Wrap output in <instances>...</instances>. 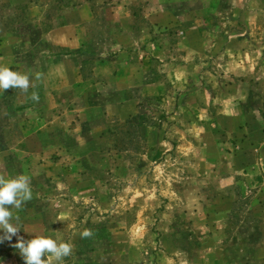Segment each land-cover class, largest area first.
<instances>
[{
  "label": "rangeland",
  "instance_id": "1",
  "mask_svg": "<svg viewBox=\"0 0 264 264\" xmlns=\"http://www.w3.org/2000/svg\"><path fill=\"white\" fill-rule=\"evenodd\" d=\"M62 18L68 84L45 70ZM0 42L29 78L0 90V177L30 178L19 236L71 243L51 264H264V0H0Z\"/></svg>",
  "mask_w": 264,
  "mask_h": 264
},
{
  "label": "clouds",
  "instance_id": "2",
  "mask_svg": "<svg viewBox=\"0 0 264 264\" xmlns=\"http://www.w3.org/2000/svg\"><path fill=\"white\" fill-rule=\"evenodd\" d=\"M20 88L27 91L29 78L18 71H13L7 66H0V90L8 88ZM32 199L30 178L27 175H18L14 178L5 179L0 177V231L4 238L11 240L16 236L15 247L20 249L24 264H45L47 257L49 264L54 259L62 262L63 258L72 254V245L69 242H57L50 236H36L25 239L19 236V228L12 223L13 214L11 207L19 209L25 202ZM18 221L19 217H15ZM91 235L89 230H84L81 237ZM3 238H0L2 241Z\"/></svg>",
  "mask_w": 264,
  "mask_h": 264
},
{
  "label": "crops",
  "instance_id": "3",
  "mask_svg": "<svg viewBox=\"0 0 264 264\" xmlns=\"http://www.w3.org/2000/svg\"><path fill=\"white\" fill-rule=\"evenodd\" d=\"M162 17V16H161ZM63 19V18H62ZM64 20V19H63ZM156 22V21H155ZM161 22V18L159 19L158 23ZM70 21L68 20H64L63 23L60 24H55L52 25L50 28H48L47 30H45L43 32V36L45 38V40H47V43H49L50 45L53 43H57V44H62L65 47H61L60 49H58V53L59 54H53L51 53V55H49L47 58L49 59V66L45 67L46 70V74H52V72L54 73V62L59 61L60 62V66H61V71H62V75H63V82L65 84H68V82L70 80H74V81H79L80 79H82L80 77V79H78V74L77 76H75L74 74V67H72V62H74L73 60L75 59V57H78L81 55L83 49V40H81V35H80V31H72L70 26ZM160 25V24H159ZM79 30V29H78ZM13 32V31H12ZM187 34V39L190 42H195L198 37L197 35H195L196 33L193 31V29L187 30L186 32ZM8 36V35H6ZM8 37H5L4 39H6ZM11 44H13V42L11 41L12 38L9 37ZM0 66H7L9 67L11 70H14L16 68H18L20 66V63L18 62V58H17V54L20 52L19 47L17 48H10L8 47V49H10V51L8 50L6 52V46L5 44L3 45L2 42H0ZM49 45V46H50ZM53 46V45H51ZM116 55V54H115ZM123 57V53H117V55L115 56V60H104V61H99L97 62L96 66L94 67V71L93 73L96 75H98V73L96 72H100V70H106V69H111L114 66V63L117 67V73L115 75V77H111L113 80H117V76L120 74L119 72V63L117 62L118 58L122 59ZM23 62V61H22ZM30 62V64H29ZM121 63L127 67V66H131L133 65L131 61H127V60H121ZM34 63L30 60V59H26L24 60V63H21V70L23 68H25L26 65L28 66H32ZM79 72V70L77 71ZM114 74H112L113 76ZM80 76V75H79ZM53 84V83H51ZM254 172V174L256 175V171H252V173ZM259 180V179H257ZM263 180V179H262ZM264 181V180H263ZM256 182V181H255ZM260 184L264 183V182H259ZM47 259V257H45Z\"/></svg>",
  "mask_w": 264,
  "mask_h": 264
},
{
  "label": "trees",
  "instance_id": "4",
  "mask_svg": "<svg viewBox=\"0 0 264 264\" xmlns=\"http://www.w3.org/2000/svg\"><path fill=\"white\" fill-rule=\"evenodd\" d=\"M46 259V258H45Z\"/></svg>",
  "mask_w": 264,
  "mask_h": 264
}]
</instances>
